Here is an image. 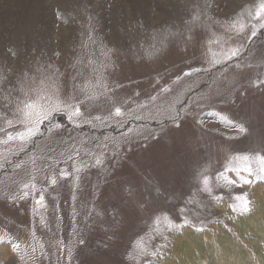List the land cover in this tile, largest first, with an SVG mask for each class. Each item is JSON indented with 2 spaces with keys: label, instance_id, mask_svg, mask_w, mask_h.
I'll return each instance as SVG.
<instances>
[{
  "label": "rangeland",
  "instance_id": "rangeland-1",
  "mask_svg": "<svg viewBox=\"0 0 264 264\" xmlns=\"http://www.w3.org/2000/svg\"><path fill=\"white\" fill-rule=\"evenodd\" d=\"M258 6L0 0V264H151L184 226L244 213L237 196L250 208L264 181ZM57 103L42 123L24 114Z\"/></svg>",
  "mask_w": 264,
  "mask_h": 264
},
{
  "label": "trees",
  "instance_id": "trees-1",
  "mask_svg": "<svg viewBox=\"0 0 264 264\" xmlns=\"http://www.w3.org/2000/svg\"><path fill=\"white\" fill-rule=\"evenodd\" d=\"M248 195L249 211H230L227 222L214 221L199 229L184 226L151 264H264V181L252 184Z\"/></svg>",
  "mask_w": 264,
  "mask_h": 264
},
{
  "label": "snow or ice",
  "instance_id": "snow-or-ice-1",
  "mask_svg": "<svg viewBox=\"0 0 264 264\" xmlns=\"http://www.w3.org/2000/svg\"><path fill=\"white\" fill-rule=\"evenodd\" d=\"M261 14H264V0H259V6H258L257 11L255 13V17L257 19H259L261 17ZM261 27L264 28V22L261 23ZM255 34H256L255 32L252 33V35H255ZM235 55H237V52L233 51L232 55L229 56L228 59H231L232 56H235ZM24 107H25V109H33L35 106H34V104L32 102H28V103H26L24 105ZM65 107H67V105H65ZM59 111H61V106H60L59 103H57L51 109L43 108V109H41L39 111H36V112H25L24 114H25L26 117L34 115V116H36L38 118L37 123H42L45 120L51 119L52 118V114L54 112H59ZM74 114L77 115V116L80 114L79 108H75ZM115 114L116 115L120 114V109L119 108L115 109ZM69 117L71 118V113L69 114ZM177 127H179L178 124H177ZM25 131L28 133V135H27V137H25L24 135H21L20 136L21 139H30L31 136L35 134L32 128H26ZM241 131H243V129H241ZM244 159H247V157H244ZM258 159L261 162L260 171L262 173H264V156L258 157ZM245 170L249 171V174H251L250 168H247ZM61 178H63V174H61ZM244 183H248V180L245 179ZM235 199L238 202V206H239V209H240L241 212L249 211V202H248V200L245 197L237 196ZM42 201H43V197H40V199L37 200L36 202L39 204V203H42ZM81 243H83V241H81Z\"/></svg>",
  "mask_w": 264,
  "mask_h": 264
}]
</instances>
